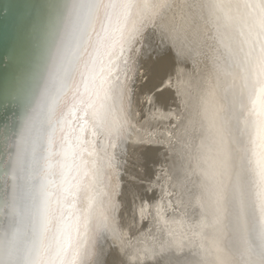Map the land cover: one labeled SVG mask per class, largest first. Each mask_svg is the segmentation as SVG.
Returning <instances> with one entry per match:
<instances>
[{"label":"rangeland","instance_id":"rangeland-1","mask_svg":"<svg viewBox=\"0 0 264 264\" xmlns=\"http://www.w3.org/2000/svg\"><path fill=\"white\" fill-rule=\"evenodd\" d=\"M61 1L45 0L43 42ZM148 2L150 8L138 2L124 10L114 0L112 12L122 20L90 34L98 71L86 74L83 89L55 93V76L41 86L36 104L25 103L20 112V120L32 112L22 128L23 146L28 139L12 196L17 222L11 233L14 251L21 240L22 264H218L221 251L228 256V240L246 245L250 258L264 264L251 174L241 177L243 203L231 207L210 159L196 149L208 117L206 110L194 112L193 101L206 91L202 77L228 65L227 39L220 58L212 59L214 43L200 30L198 0ZM37 8L29 11L35 16ZM34 16L20 28L18 80L38 62ZM18 33L15 27L9 32L11 44ZM171 70L184 78L173 98L166 86ZM229 94L226 89L213 98L224 108ZM235 130L246 141L247 123ZM205 131L214 146L213 123ZM80 162L84 171L76 169Z\"/></svg>","mask_w":264,"mask_h":264},{"label":"bare ground","instance_id":"bare-ground-1","mask_svg":"<svg viewBox=\"0 0 264 264\" xmlns=\"http://www.w3.org/2000/svg\"><path fill=\"white\" fill-rule=\"evenodd\" d=\"M113 1L62 0L57 6L53 33L43 42L41 39L49 28L45 0H0V264H22L23 260L20 257L21 240L17 244L18 251H14L15 241L11 232L17 215L12 196L21 180L18 165L22 162L20 157L28 139L23 146L22 128L29 123L32 112L29 110L21 120L20 112L25 110V103L36 104L34 99L41 86L55 76L58 79L55 93L83 89L86 74L98 71L97 62L92 58L94 51L90 34L98 32L96 27L100 28V32L110 31L122 20L118 22L112 12ZM117 1L124 10L129 9L130 6L123 0ZM36 4L38 8L34 16L29 8L34 9ZM31 16L35 18L33 37L36 45L33 54L38 62L25 80H18L16 71L23 61L20 28L27 24L28 19L30 21ZM198 24L201 32L214 43V50L209 52L212 59L220 58L219 47L225 44L226 37L229 46L226 57L230 61L222 70L215 65L210 73L202 77L206 82V91L193 101V110L196 113L198 109L206 110L207 125L213 123L216 128V136L211 137L216 142L213 146L206 140L207 125L204 123L206 127L203 125L205 129L203 127L202 131L205 140L199 141L196 149L200 151V158H205L206 154L210 159L215 183L231 207L243 203L241 177L251 174L250 204L255 222L264 232V69L258 70L264 64V0H198ZM14 27L19 33L12 45L9 32L12 36ZM3 54L6 59H1ZM82 61L85 63L83 69L80 67ZM167 78L166 86L173 98L176 87L182 85L184 78L178 70L168 72ZM226 89L230 94L223 108L213 96L225 93ZM11 104L14 107L11 108ZM245 123L247 138L242 141L235 129L239 130ZM77 166L76 169L84 171V162ZM243 187L248 188L247 182ZM29 217L25 228L32 221V215ZM33 237H37L36 234ZM225 246L228 256L221 251L218 264H227L229 259L232 264H257L250 258L246 245L228 240Z\"/></svg>","mask_w":264,"mask_h":264},{"label":"snow or ice","instance_id":"snow-or-ice-1","mask_svg":"<svg viewBox=\"0 0 264 264\" xmlns=\"http://www.w3.org/2000/svg\"><path fill=\"white\" fill-rule=\"evenodd\" d=\"M123 2L129 6H135L138 2H142L148 8L152 6V3H149L148 0H123Z\"/></svg>","mask_w":264,"mask_h":264}]
</instances>
